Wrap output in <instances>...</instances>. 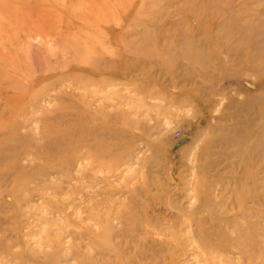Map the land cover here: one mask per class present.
I'll return each instance as SVG.
<instances>
[{
  "label": "rangeland",
  "instance_id": "1",
  "mask_svg": "<svg viewBox=\"0 0 264 264\" xmlns=\"http://www.w3.org/2000/svg\"><path fill=\"white\" fill-rule=\"evenodd\" d=\"M0 264H264V0H0Z\"/></svg>",
  "mask_w": 264,
  "mask_h": 264
}]
</instances>
